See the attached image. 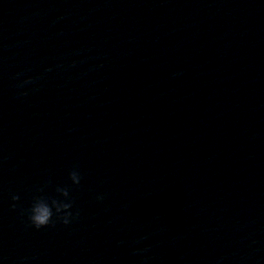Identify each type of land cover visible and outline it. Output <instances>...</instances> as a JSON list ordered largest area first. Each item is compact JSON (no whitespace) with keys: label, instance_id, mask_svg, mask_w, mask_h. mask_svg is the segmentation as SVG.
<instances>
[{"label":"clouds","instance_id":"clouds-1","mask_svg":"<svg viewBox=\"0 0 264 264\" xmlns=\"http://www.w3.org/2000/svg\"><path fill=\"white\" fill-rule=\"evenodd\" d=\"M69 179L74 186H79L81 182V175L79 171L76 169L70 171ZM38 191H42V189H38ZM56 192L66 198L68 202H63L58 199L45 196L34 197L32 206L28 209V220L37 230L54 225L56 222L53 219L54 216L56 220H59L64 225L70 224L73 219L79 217V211L75 214L70 211V209H72L73 202L69 198V189L67 187H57ZM12 199L13 201H18L19 196L14 195ZM97 199H103V197L100 196L97 197ZM15 207L16 205L13 204V208Z\"/></svg>","mask_w":264,"mask_h":264}]
</instances>
